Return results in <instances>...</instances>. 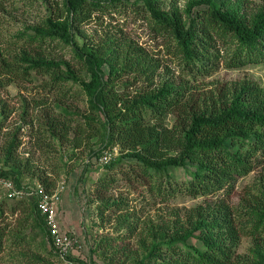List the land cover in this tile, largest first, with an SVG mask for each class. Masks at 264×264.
<instances>
[{"label":"trees","instance_id":"1","mask_svg":"<svg viewBox=\"0 0 264 264\" xmlns=\"http://www.w3.org/2000/svg\"><path fill=\"white\" fill-rule=\"evenodd\" d=\"M161 1L64 0L63 12L58 15L48 5L49 12L33 28L34 33L24 35L26 42L38 43L40 49L49 41L71 46L79 67L69 60L47 58L39 51L36 55L21 52L18 61L25 65L24 72L49 74L47 85L57 89L54 106L60 111L57 115L41 112L43 124L38 128L44 125L41 132L49 135V146L55 148L57 142L79 147L101 132L102 147L92 154L96 158L120 143L121 155L99 165L111 168L125 158L134 159L139 168H132L133 178L148 184L152 198L166 201L179 194L206 198L175 219L151 226L152 242L143 240L146 253L135 264H264V186L239 206L229 202L240 177L264 168V86L243 79L199 97L190 93L193 80L219 64L237 69L264 63V4L253 7L250 0H190L180 12L161 9ZM108 6L122 14L123 23L130 8L136 15L146 11L148 16L141 17L156 36L168 40V51L182 62L183 78H168L155 87L162 63L144 45L108 33L102 43L88 39L83 25L93 21L96 12L101 13L97 14L100 20ZM167 71L171 69L167 67ZM126 74L148 81L149 86L131 94L127 89L131 83H122ZM70 83L78 85V91L68 88ZM67 96H82L88 110L66 103ZM3 103L0 130L11 113ZM28 108L26 102L22 116L34 129L36 117ZM171 114L175 121L169 127L167 117ZM21 133L18 128L7 137L2 147L5 160L0 165V176L13 180L17 187L26 184L23 179L27 175H37L33 160L19 149ZM180 170L184 177L177 179ZM38 175L42 179L43 175ZM42 181L52 188L54 181L49 177ZM109 182L106 178L101 187ZM220 193L223 197L208 200ZM0 196V260L10 249L15 261L39 262L42 257L38 253L30 257L26 250L40 237L49 242L62 264H86L73 254L68 256L69 262L60 258L36 196L10 199L3 198L1 192ZM243 236L256 241L249 260H242L238 253Z\"/></svg>","mask_w":264,"mask_h":264},{"label":"rangeland","instance_id":"2","mask_svg":"<svg viewBox=\"0 0 264 264\" xmlns=\"http://www.w3.org/2000/svg\"><path fill=\"white\" fill-rule=\"evenodd\" d=\"M63 1L0 0V104L5 101L8 110L11 111L0 130V165L4 164L5 157L2 147L7 137L21 128L23 134L20 135L22 144L19 149L24 156L33 160L37 174L27 175L23 182L35 185L42 183L45 177H49L54 181L51 189H56L61 183L66 186L59 203L58 215L63 230L80 240L81 247L75 251V257L86 264H135L146 253L142 246L143 240L145 239L148 244L152 242V236L149 234L151 226H157L168 218L175 219L187 209L203 203L206 198L184 194H179L166 201L152 198L148 192V184L134 180L135 169L132 168L138 169L139 167L132 158H125L111 168L99 165L96 163L95 155L92 154L102 147L103 134L101 132L86 139L79 147H74L68 142L63 145L57 142L56 148L49 146L51 142L49 135L41 132L44 125L43 128L38 127L43 124L40 117L42 113L49 112L57 115L60 111L54 106V101L58 96L57 89H52L47 85L51 80L49 74L35 70L25 73V65L19 62L18 58L23 50H28L35 55L39 51L47 58L69 60L79 67L78 59L74 57L71 46L49 41L40 49L38 43L26 42L27 37L24 36L34 33L33 28L39 25L45 17L48 5L55 10V14L62 13ZM189 1L162 0L160 8L166 11L182 12ZM250 2L253 7L264 4V0H250ZM129 11L125 23H123L122 14L116 12L113 7L108 6L106 15L100 20L97 14L101 13L96 12L95 19L83 25L88 39L95 43H102L103 38L110 34L111 37H126L135 43L138 42L137 44L144 45L151 56L162 63L154 80L155 87L168 78L181 80L183 78L182 62L172 54V50L168 51V40L153 33L143 19L148 16L146 11L141 12L140 15L132 12V8ZM77 39L82 44L83 40ZM4 58L7 61L3 60ZM6 62L9 65H6ZM167 67L171 69L170 73ZM243 79H253L264 86V63L237 69H229L219 64L209 74L197 76L193 80L190 93L199 97L218 89L223 84ZM122 80V83H131L127 88L131 94L147 89L149 86L148 81L138 79L134 74H126ZM67 87H71L72 91L79 89L78 85L72 83ZM121 91L124 89L122 88ZM69 96L64 99L66 103L77 106L80 111L88 110L85 98L82 100V96L76 99ZM26 102L30 103L29 113L36 117L34 129H31L32 124L24 123L22 114ZM174 121V115H168L169 127ZM112 148H116L117 155H121L122 145L120 143L113 145ZM127 172L129 174H125ZM38 174L43 175L42 179L38 177ZM130 174L131 179L128 178ZM176 175L177 179L184 177L181 170ZM106 178L110 180L109 185L101 187ZM262 186H264V168L259 167L237 180L230 193L229 202L234 206H239L244 199L249 197V194L260 192ZM0 192L3 198H10L1 187ZM218 197H223V194L209 196L208 200L214 201ZM115 201L121 204H113ZM34 240L33 248L26 251L30 257L38 253L42 260L32 262V264H62V261L54 255L49 242L43 241L40 237ZM255 245L256 241L252 237L243 236L241 238L238 253L242 260L252 258V249ZM9 250L7 249L2 254L0 263L2 261L3 264H24L13 260ZM15 255L21 257L22 254L14 253Z\"/></svg>","mask_w":264,"mask_h":264},{"label":"built area","instance_id":"3","mask_svg":"<svg viewBox=\"0 0 264 264\" xmlns=\"http://www.w3.org/2000/svg\"><path fill=\"white\" fill-rule=\"evenodd\" d=\"M117 154L116 148L106 149L99 158H96V163L107 164L115 159ZM0 187L10 198L22 199L31 196L38 198V209L45 217L50 237L58 249L59 256L69 262L68 256L74 255L81 245L80 240L75 235L64 231L59 222V203L66 189L65 184H59L56 189H48L42 183L35 185L26 183L23 187H17L13 180L0 176Z\"/></svg>","mask_w":264,"mask_h":264}]
</instances>
